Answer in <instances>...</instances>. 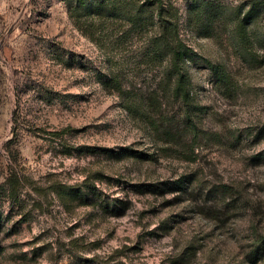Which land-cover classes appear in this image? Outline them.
<instances>
[{
    "label": "rangeland",
    "instance_id": "1",
    "mask_svg": "<svg viewBox=\"0 0 264 264\" xmlns=\"http://www.w3.org/2000/svg\"><path fill=\"white\" fill-rule=\"evenodd\" d=\"M164 2L186 99L129 25L0 0V264H264V0Z\"/></svg>",
    "mask_w": 264,
    "mask_h": 264
},
{
    "label": "trees",
    "instance_id": "2",
    "mask_svg": "<svg viewBox=\"0 0 264 264\" xmlns=\"http://www.w3.org/2000/svg\"><path fill=\"white\" fill-rule=\"evenodd\" d=\"M70 16L83 33L92 39L97 37V27L107 21H120L124 26L129 25L127 31L145 34L150 46L148 58L166 59L168 82L173 80L176 84L175 93L187 98L188 79L183 65L190 49L179 36V15L173 4L165 3L164 0H74ZM110 79L114 84L117 83L116 78ZM110 79L108 81L111 82ZM257 241L264 246V236L257 238ZM253 252L251 255L256 257L257 252ZM104 264L125 263L107 261Z\"/></svg>",
    "mask_w": 264,
    "mask_h": 264
}]
</instances>
